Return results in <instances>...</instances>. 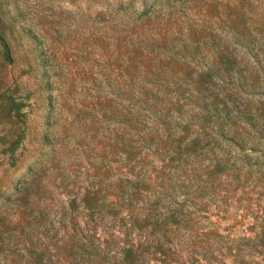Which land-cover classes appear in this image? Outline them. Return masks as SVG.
<instances>
[{
	"label": "rangeland",
	"instance_id": "1",
	"mask_svg": "<svg viewBox=\"0 0 264 264\" xmlns=\"http://www.w3.org/2000/svg\"><path fill=\"white\" fill-rule=\"evenodd\" d=\"M239 22L264 0H0V264H264V94L232 137L188 91Z\"/></svg>",
	"mask_w": 264,
	"mask_h": 264
},
{
	"label": "trees",
	"instance_id": "2",
	"mask_svg": "<svg viewBox=\"0 0 264 264\" xmlns=\"http://www.w3.org/2000/svg\"><path fill=\"white\" fill-rule=\"evenodd\" d=\"M244 24V22L229 24L230 35L223 39L219 38L217 42L213 36L212 38L211 36L205 37L206 42L211 39L212 60L192 83L193 88L188 89L189 97L201 106L202 121H205V124L213 122L212 124L222 132L225 130L232 137L240 135L236 128L232 127H239V124H242L246 132L248 127L255 126L257 120L250 106L243 107L245 102L242 96L251 93L264 94L261 77V74L264 75V64L256 52L247 49L251 44L260 49L264 42L259 41L260 37L256 35L247 40L244 36H239L238 33L242 32ZM260 31V33L263 32V30ZM261 38L264 41V35H261ZM234 44L240 45L245 50L239 61L237 60L239 53L232 49ZM193 51H196V48H193ZM243 54L248 55L251 61L247 64L246 60L241 69L238 64L243 60ZM157 75L155 77L161 79L162 74Z\"/></svg>",
	"mask_w": 264,
	"mask_h": 264
}]
</instances>
